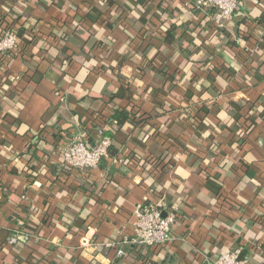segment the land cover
<instances>
[{"label":"crops","instance_id":"0c3cea01","mask_svg":"<svg viewBox=\"0 0 264 264\" xmlns=\"http://www.w3.org/2000/svg\"><path fill=\"white\" fill-rule=\"evenodd\" d=\"M194 1L0 0V34L22 30L0 55V264H264V0L219 31ZM125 107L145 120L112 130ZM102 129L112 154L66 168L59 147ZM148 201L174 240L117 256Z\"/></svg>","mask_w":264,"mask_h":264},{"label":"built area","instance_id":"2783aa9c","mask_svg":"<svg viewBox=\"0 0 264 264\" xmlns=\"http://www.w3.org/2000/svg\"><path fill=\"white\" fill-rule=\"evenodd\" d=\"M240 0H195L192 8L202 11L211 18L214 28L219 31L224 29L227 22L236 12ZM21 39L18 30L13 27H4L0 34V55L15 53L21 47ZM60 95L61 93L58 92ZM104 121V120H103ZM102 126V125H101ZM103 128V127H102ZM104 130V129H102ZM101 130V138L95 144L82 134L59 147V153L63 164L71 170L88 172L99 166L104 158L109 157V148L112 145V136L104 135ZM115 159L114 162H117ZM177 219L173 212L165 213L161 205L153 201L142 204L136 211L134 234L130 238H124L120 244L113 245L117 256L125 254V246L143 245L147 247H160L174 240L172 227ZM31 236L18 231L17 235L11 236L9 242L18 244L29 241ZM92 248V244L89 245ZM89 250L81 249V254ZM240 249L223 252L214 262L208 264H247L246 260H239ZM92 261L94 257L91 258Z\"/></svg>","mask_w":264,"mask_h":264},{"label":"trees","instance_id":"16d2710c","mask_svg":"<svg viewBox=\"0 0 264 264\" xmlns=\"http://www.w3.org/2000/svg\"><path fill=\"white\" fill-rule=\"evenodd\" d=\"M263 19H264V15H263L262 20ZM6 27H12V26H6ZM21 33H22V30L20 32V35H21ZM18 34H19V32H18ZM20 38H21V36H20ZM201 107L203 109L204 108H207V106L205 104H203ZM220 107H221L220 105H215L213 108L218 113L219 110H220ZM156 112H157L158 115H161L162 114V112L160 110H156ZM144 120H143V117L142 116H140L138 118L135 115V112L133 111V109L130 110V109H128V108L125 107V108H117V109H115L114 112H113V114L111 115V118L108 119L107 122H109L111 124L112 130H117L118 128H121V127L125 126L126 124H131L132 126L139 125ZM112 130H106V131L103 130V134L104 135H110V136H112V134H111L113 132ZM110 152H111V146L109 148V156H110ZM111 154H112V152H111ZM18 231H21L24 234H29V233H27L26 230H15L12 236L17 235L18 234ZM133 250L136 252V249H133Z\"/></svg>","mask_w":264,"mask_h":264},{"label":"water","instance_id":"95a60500","mask_svg":"<svg viewBox=\"0 0 264 264\" xmlns=\"http://www.w3.org/2000/svg\"><path fill=\"white\" fill-rule=\"evenodd\" d=\"M239 260H245V250H243L239 256Z\"/></svg>","mask_w":264,"mask_h":264}]
</instances>
